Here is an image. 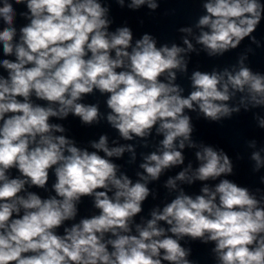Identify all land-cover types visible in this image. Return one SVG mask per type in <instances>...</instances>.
<instances>
[{
    "label": "clouds",
    "instance_id": "1",
    "mask_svg": "<svg viewBox=\"0 0 264 264\" xmlns=\"http://www.w3.org/2000/svg\"><path fill=\"white\" fill-rule=\"evenodd\" d=\"M115 3L159 8V0ZM202 9L178 29L181 44L158 46L149 33L134 40L126 24L111 30L102 0H0V264H196L185 238L212 245L215 264H264V189L229 179L233 160L193 139L189 115L220 123L252 112L264 130V73L246 63L249 47L230 67L188 75L192 53L221 57L245 39L261 47L253 33L264 0H202ZM178 74L190 81L186 95ZM95 93L106 112L84 102ZM70 115L85 126L106 122L118 139L101 134L81 147L54 122ZM154 135L133 180L114 160L128 153L135 164ZM247 148L253 173L264 171V146L252 139ZM173 168L163 184L173 198L140 216L157 199L149 185ZM197 182L199 193L188 194L183 186ZM83 198L96 212L78 219Z\"/></svg>",
    "mask_w": 264,
    "mask_h": 264
}]
</instances>
